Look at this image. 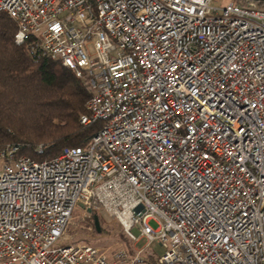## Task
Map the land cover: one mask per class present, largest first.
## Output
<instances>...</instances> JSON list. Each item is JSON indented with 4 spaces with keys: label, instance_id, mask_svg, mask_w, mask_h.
Returning <instances> with one entry per match:
<instances>
[{
    "label": "built area",
    "instance_id": "obj_1",
    "mask_svg": "<svg viewBox=\"0 0 264 264\" xmlns=\"http://www.w3.org/2000/svg\"><path fill=\"white\" fill-rule=\"evenodd\" d=\"M214 1L0 0L99 123L50 159L0 148V264H153L140 237L164 247L155 264H264V2ZM99 209L132 247L69 241Z\"/></svg>",
    "mask_w": 264,
    "mask_h": 264
},
{
    "label": "trees",
    "instance_id": "obj_2",
    "mask_svg": "<svg viewBox=\"0 0 264 264\" xmlns=\"http://www.w3.org/2000/svg\"><path fill=\"white\" fill-rule=\"evenodd\" d=\"M16 32L15 20L0 12V148L16 144L19 154L44 160L87 145L99 123H81L86 84L59 61L31 56Z\"/></svg>",
    "mask_w": 264,
    "mask_h": 264
},
{
    "label": "rangeland",
    "instance_id": "obj_3",
    "mask_svg": "<svg viewBox=\"0 0 264 264\" xmlns=\"http://www.w3.org/2000/svg\"><path fill=\"white\" fill-rule=\"evenodd\" d=\"M226 1L215 0L214 4H224ZM90 50L91 52L93 51L92 45L90 46ZM95 215L99 218L100 231L96 228ZM83 216L84 212L79 210L68 226L67 234L70 242L91 243L99 246L111 255L120 248L132 247V243L129 241L121 223L105 210H94L90 215ZM149 223L155 229L159 227V223L155 219H152ZM91 226L92 228L90 229L89 227ZM133 232L139 237L140 232L138 228L135 227ZM148 242L146 238L140 237L137 246L140 248L146 247L149 258L156 262L163 255L165 249L157 241H153L149 245Z\"/></svg>",
    "mask_w": 264,
    "mask_h": 264
},
{
    "label": "water",
    "instance_id": "obj_4",
    "mask_svg": "<svg viewBox=\"0 0 264 264\" xmlns=\"http://www.w3.org/2000/svg\"><path fill=\"white\" fill-rule=\"evenodd\" d=\"M258 1L264 2V0H258ZM95 224H96L97 230L100 231V222H99V218L97 215H95Z\"/></svg>",
    "mask_w": 264,
    "mask_h": 264
}]
</instances>
